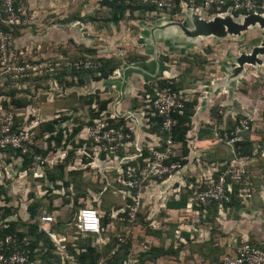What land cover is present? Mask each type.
I'll return each mask as SVG.
<instances>
[{
    "label": "rangeland",
    "instance_id": "1",
    "mask_svg": "<svg viewBox=\"0 0 264 264\" xmlns=\"http://www.w3.org/2000/svg\"><path fill=\"white\" fill-rule=\"evenodd\" d=\"M104 1L25 2L35 20L33 24L35 27L28 32L32 37L28 43L31 46L37 41L40 43L36 51L32 52L33 47L28 51L42 60L52 59L53 66L48 73L53 76L52 79L42 80L40 87L35 86V82L29 83L31 88V90L27 88L30 90L29 95L25 96L22 93L14 96L24 97V103L30 105L28 111L19 112L14 117L16 127L28 132L31 154L25 155L28 156V164L27 169L22 171L23 156L16 157L9 151L0 152V227L9 221L19 223L28 221L27 207L36 200L43 202V205L40 203L41 208L38 212L46 214L47 206L53 209V182L49 181V176L53 175V165H62L64 162L81 163L86 159L89 161L96 153L94 148L88 145L77 149L76 137L68 143H64L63 139L62 145L55 148L53 142L47 141L50 133L42 127L45 123L57 121L56 130L59 128L66 130V136H69L78 124L85 123L90 118V111L81 110L82 105L89 100L99 101V97L94 93L89 95L90 93L81 87L79 83L84 80L83 75L68 70L70 68L68 60L81 57L86 48L127 61L141 56L150 58L154 51L157 59L160 57L162 61V69L171 71L170 74L164 75L165 78H176L178 86L192 94L194 98L192 101L196 106L200 102V105L209 110L211 116L216 119V123L206 125V130L212 137L216 138L214 126H219L225 133L233 131L241 122L249 124V131L243 132L239 137L241 140L247 136L251 138L250 148L245 151H250L254 156L252 160H246V163L244 159L238 160V165L243 166L246 172L249 171L248 166L260 167L264 173V56L260 57V65H245L242 72L239 74L235 72V59L241 54L251 53L254 47L259 46L264 32L254 27L238 37L200 38L198 41H189L179 48L169 42L168 33L165 41H162L163 45L157 41H153L152 44L149 35L156 26L169 22L183 25L189 22L187 12L191 8L185 7L184 0H180V11L174 14L171 13L177 8L168 13L157 9L152 12L143 11L141 6L144 4L138 0ZM108 2L116 4L124 2L129 7L116 10ZM197 7L198 11H192L202 15L206 20L215 17L213 12L206 13L200 6ZM66 29L69 33L72 32V38L74 37L78 45L71 37L65 41ZM83 31L88 33L89 37H86ZM85 53L88 54L87 51ZM44 73L48 74L46 71L42 72ZM12 86L7 87L5 91ZM11 100L12 96L0 91V113L9 111L8 106H12ZM237 144L234 150L240 159L242 148ZM83 151L88 156L84 155ZM33 154L39 159L35 160ZM116 176L117 174L114 178ZM116 185L111 184L113 187H117ZM105 186L108 190H113L107 183ZM117 191L121 194L120 190ZM31 196L34 199L29 198ZM86 206L95 208L92 204ZM75 211V209L69 211L65 219L56 221L65 224L70 221L66 233L69 227H76Z\"/></svg>",
    "mask_w": 264,
    "mask_h": 264
},
{
    "label": "crops",
    "instance_id": "2",
    "mask_svg": "<svg viewBox=\"0 0 264 264\" xmlns=\"http://www.w3.org/2000/svg\"><path fill=\"white\" fill-rule=\"evenodd\" d=\"M33 27L35 25L20 31L17 38L20 46L32 49L39 46L36 40L32 46L28 43L32 38L28 32ZM83 33L89 37L88 33ZM66 34L65 41L72 38V32L69 33L68 29ZM167 34V31H156L153 35L150 32L149 37L152 38V44L157 41L163 45ZM168 36L169 42L179 48L173 38ZM72 39L78 45L74 37ZM85 51L81 55L87 58H115L100 51L94 55L86 54ZM116 59L121 61V65L108 78L96 81L84 78L81 87L89 95H97L100 101H107L106 110L100 115L116 117L117 121L123 120L124 124L130 126L133 135L131 145L118 155L120 158H137V148H141L144 155L145 150L148 152L151 147L162 143L160 132L152 131L151 119L146 123L139 116L144 110L142 94L146 86L169 79L164 75L171 71L162 69V61L160 57L157 59L154 51L150 58L145 56L128 61ZM171 79L177 81L176 78ZM181 92L190 100L194 99L185 88ZM200 104L198 102L195 106L191 117V130L187 135L188 153L184 157V166L181 164L182 170L161 180H149L143 185L141 209L132 222L125 213L130 200L118 193L120 186H111L118 166L106 161L103 154L96 157L94 153L92 159L88 157L91 160L86 159L81 163L53 165L52 216L55 222L65 219L73 209L76 210V220L79 210L92 204L100 221L105 223L99 236L79 234L76 227H69L63 236L76 252H79L78 241L82 244L91 243L104 254L101 261L106 264L120 239L124 250L116 264H217L224 256H235L236 244L241 242L264 248V173L260 167L248 166L246 180L244 178L235 199L231 195L229 202L221 207L212 206L203 210L190 199L189 184L215 179L216 172L222 170L224 165H236L241 160L237 158L234 148L222 144L208 133L206 125L217 121ZM91 107L97 108V103ZM81 110H89V106L82 105ZM81 132L76 136L77 140H83L84 134ZM177 155L181 156V150L177 149ZM250 159L253 157L244 159L245 163ZM105 183L114 191L108 190ZM29 198L34 199L33 196Z\"/></svg>",
    "mask_w": 264,
    "mask_h": 264
},
{
    "label": "built area",
    "instance_id": "3",
    "mask_svg": "<svg viewBox=\"0 0 264 264\" xmlns=\"http://www.w3.org/2000/svg\"><path fill=\"white\" fill-rule=\"evenodd\" d=\"M138 1L165 13L177 8L175 0ZM183 2L185 7L191 8L190 10L198 11L197 6H200L206 13L213 12L214 16L231 14L236 20L250 14L264 16V0H184ZM34 22V17L30 14L24 1L0 0V88L13 85L12 87L18 89H26L32 81L31 79L39 77L43 71L49 72L50 67L53 66L52 59L50 61L42 60L17 44L14 32L17 29L22 31L32 26ZM74 66L77 70H89L98 68L99 64L86 61L75 63ZM156 91V97L153 100L149 96L146 97L147 105L139 113V116L146 123H149L151 118L159 119L162 143L148 150V156L143 159L142 166L137 163V160L143 157L141 148L136 150L137 158L119 157V152L131 145L133 135L130 126L117 124L116 117L110 116L95 120L92 125L84 128L81 132L84 134V147L87 142H90V146L96 152V157L103 154L106 159L118 166L115 168L117 176L114 183L120 186L119 192L124 198L130 200L125 211L130 222L136 219L137 213L141 209L143 185L149 180L170 177L174 172L183 168L179 161H174L178 155L172 136L175 124L173 114L181 113L189 102V98L182 92H172L169 87ZM14 116L17 114L12 110L0 113V151L12 149L19 150L23 155L31 154V140L28 132L16 127ZM249 128L247 122H241L231 132L224 133V130L219 126H214L213 131L219 142L234 148L237 143L242 141L239 136L243 132L249 131ZM221 132H223L222 135ZM83 153L85 152L83 151ZM85 155L87 154L85 153ZM33 158L39 159L35 154H33ZM238 164L227 165L219 172L216 179L210 178L207 181H196L189 184L192 203L205 210L212 206L221 207L225 202H229L233 186L241 185L247 175L244 167ZM54 223L52 215H41L38 218L39 231L43 232L54 244L55 253L60 256V264H79L68 253L66 237L56 234L50 229V225ZM76 229L79 234L99 236L102 228L97 210L93 207L79 210ZM122 244V240L119 239L112 250V255L120 249ZM35 252L36 250L31 249V241L26 236L14 234L0 240V264H40L38 260L32 261V254ZM98 264L105 263L100 261ZM217 264H264V250L241 242L236 244L235 256H224Z\"/></svg>",
    "mask_w": 264,
    "mask_h": 264
},
{
    "label": "trees",
    "instance_id": "4",
    "mask_svg": "<svg viewBox=\"0 0 264 264\" xmlns=\"http://www.w3.org/2000/svg\"><path fill=\"white\" fill-rule=\"evenodd\" d=\"M19 1V0H17ZM24 1L25 0H21ZM104 2H107V0H105ZM176 5H177V9L172 12L171 14L174 13H178L180 11V7H179V3L180 0H175ZM110 5L114 6L116 8V10H119V8L123 9L126 8L128 6L124 4V2L122 3H111L108 2ZM134 6V5H133ZM145 6V5H144ZM141 6V9L143 11H154V9L156 10V8L154 7H150V6ZM129 7V6H128ZM14 36L16 38H18L20 36V29H17L14 32ZM17 41V40H16ZM18 44V41H17ZM24 49L28 50L29 48L24 47ZM36 51L35 49H33L32 52ZM86 51L88 52V54L90 55H94L95 51H90L88 49H86ZM90 52V53H89ZM35 55V54H34ZM144 57H139V59H143ZM136 58H133L131 60H134ZM86 61H92L95 63L99 64V67L96 69H89V70H77L74 66L75 63L78 62H86ZM69 64H70V68L68 70L73 71L74 73H76L77 75H83L85 78L90 79V80H99V79H106L108 78L113 71L119 66L121 65V61H119V59L116 58H95V57H91L87 58L85 56L79 57V58H74V60H68ZM66 62V63H68ZM65 70V69H64ZM48 73V72H46ZM86 74V75H85ZM53 74H42L39 75V77L31 79L33 82H35V86L37 85L38 87H40L42 80H48V78L52 79ZM31 81V82H32ZM30 82V83H31ZM82 84V81L79 83ZM178 82L175 81V79H165V80H160L157 82V84L152 85V86H146V91L145 93L142 94L143 96V103L142 105L145 107L147 105V96H149V98L151 100H153L156 97V90H161L162 88L165 87H169L171 89L172 92H176L179 93L181 92V90L183 89L181 86H178ZM27 88H30V85H28ZM18 89L15 87H11L10 89L6 90V88H0V91H2L3 93L9 94L10 96H12V106H8V110H12L14 111L16 114H19V112L22 111H28L30 108L29 104H25L24 103V97L22 98H14V96L18 95V94H24L29 95L30 94V90L29 89ZM89 99V98H88ZM93 103H97V108H92L91 105ZM6 105V104H5ZM84 105L89 106V111H90V118L85 121V123H81L78 124L77 128H75L72 132L71 135L66 136L67 135V131L63 130L61 128H59V130H56V124L57 121H53V122H49L48 124L45 123L42 125L43 128L46 129V131L48 133H50V136L48 137L47 141L48 143L53 142L55 144V148L60 147L62 144V141L64 139V143H68V141L75 139V137L83 130V128L88 127L90 125L93 124V122L95 120L98 119H102V118H108L109 116H103L100 115L103 111L106 110V106H107V101H87ZM196 103L193 102L192 100L187 103L185 105V108L183 109V111L181 113H175L173 114V120L175 122L174 126H173V130H172V136H173V142L175 144V149H179L181 150V156L177 157L174 159V161H179L183 166L185 164V160L184 157L187 155L188 153V138L187 135L191 130V117L194 114V109H195ZM7 112V111H6ZM4 112V113H6ZM114 123V121H111ZM117 124H121L124 125V121L120 120V122L118 121ZM151 124H152V131L155 132H159V128H160V121L158 118H151ZM65 136L67 138H65ZM250 144H251V138L250 137H246L244 138V140H242L241 142H239L237 144V146H240L242 148V150L240 151V157L241 159H245V158H249V157H253V154L249 151L246 152L245 149L250 148ZM66 145V144H65ZM84 141L83 140H78V144H77V149L79 148H83L84 146ZM87 145L90 146V142H87ZM178 146V147H177ZM5 151H9V153L14 154L16 157L19 156H23V162H22V171H25L27 169V164H28V156H25L23 154H21V152L19 150H12V149H8V150H4V151H0V152H5ZM148 156V152H144V155L142 158H139L137 161V163H139L141 166L143 165V159L146 158ZM103 158V157H101ZM134 165H136V163H133ZM227 165H225L222 170L226 167ZM60 169L62 170V167H60ZM222 170H219L216 175H215V179L217 178L219 172H221ZM49 181L53 182V175L49 176ZM243 183L241 185H235L233 186L232 192L230 193V196L232 195L233 200L235 199L234 196L235 194L238 193V191L241 189ZM40 203L42 204L43 202H41L40 200H36L34 202H32V204H30L27 207V213H28V221L26 222H14V221H9L6 222L4 225H2L0 227V240L4 239L6 236L8 235H14V234H18L20 236H26L30 239L31 241V249L32 250H36L35 253L32 254V261H40V264H60V256L58 254H56V248L54 246V244L51 242V240L41 231H39V224H38V218L44 214L45 212H38V209L41 208ZM43 205V204H42ZM48 210L46 211V214H50L53 215V209H51V206H47ZM49 211V212H48ZM9 217V216H5ZM19 223V224H18ZM105 223L101 222V227L104 228ZM67 227V224H62V223H54L52 225H50V229L52 231H54L56 234L59 235H64L65 234V229ZM20 229H26V231H19ZM115 243V241H114ZM113 244L111 246V250L113 249ZM109 249V250H110ZM264 250V248H261ZM67 250L68 253L71 257H73L79 264H98L101 259L102 256L104 254H101L99 252V250L97 249L96 246H92L91 243H86V244H82L80 243V241H78V250L79 252H76L74 250V247L71 246L70 244H67ZM124 247L121 246L120 249L112 256H110V258L106 261V264H116V261L119 260L120 258V254L123 252Z\"/></svg>",
    "mask_w": 264,
    "mask_h": 264
},
{
    "label": "water",
    "instance_id": "5",
    "mask_svg": "<svg viewBox=\"0 0 264 264\" xmlns=\"http://www.w3.org/2000/svg\"><path fill=\"white\" fill-rule=\"evenodd\" d=\"M189 22L181 23H165L153 28L151 34L156 31H167L174 43L184 46L189 41H198L200 38L214 37L217 39L229 36L238 37L250 28L258 27L264 32V17L259 14H250L240 20H236L231 14L215 16L210 20H206L202 15L196 14L194 11L188 12ZM264 56V37L259 46L254 47L249 54H241L235 59V72L239 74L244 70L245 65H260V57ZM233 73L232 76H234ZM231 76V77H232Z\"/></svg>",
    "mask_w": 264,
    "mask_h": 264
},
{
    "label": "bare ground",
    "instance_id": "6",
    "mask_svg": "<svg viewBox=\"0 0 264 264\" xmlns=\"http://www.w3.org/2000/svg\"><path fill=\"white\" fill-rule=\"evenodd\" d=\"M264 17V16H263Z\"/></svg>",
    "mask_w": 264,
    "mask_h": 264
}]
</instances>
